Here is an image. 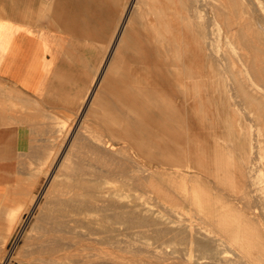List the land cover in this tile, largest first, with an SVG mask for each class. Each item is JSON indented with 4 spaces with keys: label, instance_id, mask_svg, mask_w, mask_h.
<instances>
[{
    "label": "bare ground",
    "instance_id": "6f19581e",
    "mask_svg": "<svg viewBox=\"0 0 264 264\" xmlns=\"http://www.w3.org/2000/svg\"><path fill=\"white\" fill-rule=\"evenodd\" d=\"M56 1L70 2L47 1L57 19ZM105 1L95 7L110 15L102 29L84 10L82 36L95 39L103 55L75 122L69 126L72 113L58 111L70 116L66 122L35 99L32 112L24 108L25 123L41 133L42 144L19 154L30 170L27 185L16 196L6 193L18 205L0 202L2 259L25 205L33 223L15 260L20 264H264L262 1ZM30 6L25 0L24 18L36 22ZM219 16L227 29L222 35L215 28ZM234 18L242 31L233 34ZM233 43L238 50L232 53ZM216 68L229 81L222 106L226 132L207 145L194 140L187 111L181 121L173 113L182 107L176 100L198 92L200 81L221 80ZM103 93L121 104L118 113ZM99 100L107 103L104 130L83 131L85 117L100 118Z\"/></svg>",
    "mask_w": 264,
    "mask_h": 264
},
{
    "label": "rangeland",
    "instance_id": "374dc122",
    "mask_svg": "<svg viewBox=\"0 0 264 264\" xmlns=\"http://www.w3.org/2000/svg\"><path fill=\"white\" fill-rule=\"evenodd\" d=\"M29 1H31V2H29ZM29 1L27 0V4L29 5V3H30V5H31L33 3V0H29ZM47 1H46V4H45V1L42 0V2H44L42 4H44L46 7L44 5H42V7H40L39 4H40L41 0H39V1L35 0V6H34L35 7V13H33V14H34V16L36 15L35 17H37L36 18L37 21L34 24L35 25L46 26V27H49V28H54V29L67 31V33L69 34L70 37L67 40L64 41V43H66L65 44V49H64V51L62 53V59H61V61L59 63L57 72H56L55 77L53 79L51 89L41 99L42 100L41 102H44L45 104L47 103L46 105H49V106H45V104L43 105L47 110H49V111H47L48 113L56 114L55 111L57 110L56 112H57V115H59L60 119L62 117H64L65 115H67L66 113L69 112L68 115H70V113H72L71 116H73V118L70 117V116H66V119H67V117H70V118H68V121L71 123V124L70 123H68V124L66 123V124H67V126L69 124H70L69 126H71L73 121L75 122L74 115H77L79 113L78 111L81 109V107H80L81 104L79 106H76V107H71V105H69L68 103H65V102L62 103V101H63L64 98H70L72 95L77 94L78 92H83V90L87 86V83H88V81L91 78L92 72L95 69L96 64L98 62L97 61L98 59H96L97 55L93 54L92 49H93V46L99 45V43L94 42L92 39H91L92 41L88 40V39L86 40L81 34L80 35H75V34L71 33V31L67 28V27H71V28L75 27L76 28V26H82L83 25V21L82 20L84 18L82 19V18H79V17H81V16L85 17L84 13H80L79 14L80 10L77 12L76 11V7H69V6L68 7H63L62 9L64 11L62 10L61 14H59L60 11L58 10V15L60 16V18L58 16V18L56 19V18H54L53 15H51V12L53 11V9L50 6L48 7V2ZM69 1H70V3L71 2H75L74 0H69ZM162 1H166V0H162ZM258 1H262V4L264 5V0H258ZM30 8H32V7L30 6ZM72 10H74V11H72ZM206 10H207V15H210L212 13V11L210 9H206ZM206 10H205L204 13H206ZM261 10L264 11L263 8H261ZM31 13H32V11H31ZM90 15L94 16L96 18L97 17H99V18H103L104 17V15L102 13H99V12L97 13V12L94 11L93 14H89L88 15L89 23H90V21L92 19V17ZM210 16L212 17L213 13ZM233 20H234L233 24L231 25V27H229L230 29L232 28L230 31L233 34L235 33L234 31H236V32L237 31H242V27H241L242 25L239 24L240 18H234ZM28 22H30V21H28ZM251 23H253V22H251ZM94 24H97L99 26L100 25L103 26L102 20L98 21L96 19L94 21ZM215 24H216V26H215L216 30L219 29L216 32L219 31V34L222 35L224 33V31L227 30L226 26L224 25L223 18H221L220 16L218 17V22H216ZM255 27L256 26L253 25L252 28L250 29L251 31L248 30L249 32L247 31V33L253 35V31H254L253 28H255ZM104 28H105V25H104ZM80 31H82V29ZM87 42H88V44H87ZM222 46L225 47L224 44H222ZM237 48H238V46L236 44L234 45V43H233L232 46H230L228 48V50L229 49H230L229 51L233 50V51H231L233 53V52L238 50ZM186 53L188 54L189 50H187ZM188 63L190 64L191 62H188ZM216 73L220 74V79L221 80L219 82H217L218 75L214 76L210 80L200 81L199 86H198V92L191 91L188 94L187 98L182 96L183 98L180 97V98H178L176 100L178 104L182 103V107L180 105L179 107H181L180 108L181 110L180 109L177 110V108H178L177 107L175 109L174 113H173V116H176V118H174V119L178 118L181 121V119H182L181 116H184L183 114H185V111H187L189 113V116H190V128H191V132L193 133L192 136L194 137V140L196 138L197 139L198 138H200V139L202 138V140L207 145H208L209 142H211L213 140L214 136H220L221 133L224 132V134H225V132H226L225 129H224V125L223 124L225 123L227 118L225 116V112L222 111V106L224 105V98H225L224 96L228 92L229 81L226 80L227 79L226 78L227 75L225 73V70L216 68ZM263 83L260 82L261 85L259 86V90L264 95V84ZM168 93H167V97L171 98L172 94L169 95L170 93L169 94ZM234 98H236V96ZM237 98H240V97L237 96ZM103 100L104 101L106 100L107 103L109 101L111 106L114 107L115 112L118 113L119 109L121 108V106H120L121 104L119 102L117 103L115 101V97L112 94L107 95V97L104 98ZM184 100H185V102H184ZM90 101L92 102V98H90ZM101 101L102 100H99L98 104H99L100 111L103 112V113H101L98 110V113L101 114V115H99L100 118H97L98 115H97V117L91 116L90 118L92 120L89 118V116H87V118L85 117L84 119H87V120L86 121L84 120L85 123H86V124H84V126L86 125V127H84L82 129L83 131H84V129L85 130L95 129V131H98V130L99 131H103L104 130V125H105L104 122L105 121L103 122L102 119L105 118L103 116L108 117V115H104V114H108V111L105 108L107 103L101 102ZM117 101H118V99H117ZM222 102H223V104H222ZM103 104H105V105L103 106ZM184 105H185V107H184ZM116 108H118V109H116ZM53 110H55V111L53 113H51V111H53ZM58 111H61L65 115L63 114L64 115L63 116V115H61V113L59 114ZM174 114H176V115H174ZM171 115H172V113H171ZM101 116H102V119H101ZM43 118H45V117H43ZM62 119H65V118H62ZM174 119H173V121H174ZM93 120H95V121H93ZM44 121H46V118H45ZM178 121L177 122H176V120L174 121V122H176L175 125L178 124ZM66 122H67V120H66ZM174 122H173V125H174ZM88 124H89V126H88ZM72 127H74V125ZM97 127L101 128V129H99ZM177 127H178V125L176 126V128ZM30 128H31L30 129L31 130V135H30L31 143L30 144L32 146L33 145L34 146L41 145L42 144V141H41L42 136L40 135L41 133H39V132L37 133V131H35L37 129L33 128V125H30ZM178 129H179V127L176 130H178ZM32 130H33V132H32ZM121 142H123V141L119 142L120 145L121 146H122V144L124 145V142L123 143H121ZM25 158H26L25 156H23V157L20 156L19 157V159L17 160V164H16V174H15V177H14L15 180H13V182H9L8 181L9 182L8 185L9 186L10 185L13 186V188L9 191V190H6V189H9L7 187L8 185L5 184V185L0 186V197H1L0 198V202H2L3 204L6 203V202L9 203V201H12V200L8 201V199H9L7 197L8 192H10V194H11L10 196H13V195L16 196V194L18 193L19 189L22 188V186H25V185H22V184H24L25 181L28 179V172L30 171V170H25V168L27 166V163H25L26 162ZM25 164H26V166H25ZM28 167L29 168L31 167L30 169H35V165L34 164H31ZM28 167H27V169H28ZM22 172H23V174H22ZM0 174H1V172H0ZM24 174H25V177L27 178L25 180L23 179L24 178ZM2 180L3 179H0V181H2ZM18 180L21 181V182H19ZM25 184L27 185V181H26ZM14 186H15V188H14ZM19 186H20V188H19ZM16 191H17V193H16ZM14 192H15V194H13ZM20 192H21V190L19 191V193ZM6 193H7V195H6ZM2 199H3V201H2ZM10 199H12V198H10ZM14 200H15V202H17L16 199H13V202H14ZM13 202H12V204L9 203L10 207H11V205H12V207H15L16 204L18 205V203L13 204ZM9 204H7V206H9ZM20 208L19 209H20V212H21L20 213V217L21 218H20L19 222H17L19 224L15 225L11 236H9V238L7 239L5 245L3 246L4 250H2V251H4L6 257L3 260L2 259V255L0 254L1 255L0 256V260L2 259V261H0V264H20V263H17L15 261V260H17L19 258L18 252L20 254H23L22 252L24 251V249H26L25 245L23 244L24 243L23 242L24 241V235H25L24 233H27L25 231H29L28 229L31 228L30 226L33 223L32 222L33 219H32V217L30 219L29 215H27V213L25 211V205H21ZM27 221H29V222H27ZM5 225H6V223H4V224L1 223L0 227L1 226L2 227L0 229L1 230L4 229ZM1 230H0V232H1ZM0 241H1V239H0ZM21 248H24V249H22L23 250L22 252H20ZM0 250H1V245H0ZM0 253H2V252H0ZM16 254H17V256H16Z\"/></svg>",
    "mask_w": 264,
    "mask_h": 264
},
{
    "label": "crops",
    "instance_id": "0c3cea01",
    "mask_svg": "<svg viewBox=\"0 0 264 264\" xmlns=\"http://www.w3.org/2000/svg\"><path fill=\"white\" fill-rule=\"evenodd\" d=\"M81 1L86 2V0ZM81 1H76L77 3H66V5L64 3L62 4V2L60 3L56 1V6L59 5V7L61 6L62 8L63 5L64 7H75L77 4L78 8L80 9L79 14L84 13L86 8H88L89 11L91 10L90 14H93L95 7L99 6L97 2H99L100 6H105V4H103L105 0H101V2L100 0H87V2L84 4H81L83 3ZM88 1L96 3L95 5L94 3H90L91 5L93 4L91 6ZM106 1L111 3L110 0ZM34 6L35 0H33V3L31 4L32 13H35ZM78 8L76 10H79ZM62 10L63 9H60V14L62 13ZM24 15L25 0H0V94L2 92L0 95V116L4 117V115H6V118L3 119L1 117L3 120H0V179H3L0 181V186L8 184V181L13 182V180H15L14 177L16 174L17 160L20 157L19 154L21 153L23 147H26L31 143V130H29L30 126L28 127V124L25 123L23 111L26 109L25 112H32V107L34 104L33 99L41 102V99L51 89L53 79L62 59V53L65 49L66 43H64V41L70 37L67 31L35 25V21L28 22L24 18ZM108 16L110 17L109 14L105 15V19L104 17L96 18L91 16L92 19L90 24L97 25L94 24L96 19L98 21L102 20V22L105 24L104 21L106 18H108ZM79 18L83 19L84 17L81 16ZM82 21V26H76V28H67L75 35H82V31L80 30L83 29L84 20ZM99 28L102 29L101 26H99ZM84 36L86 40L92 39L90 36ZM92 40L97 42L95 39ZM99 45L93 46L92 49L93 54L97 55V63H100V59H102L101 56L103 55V49H101L102 47L100 46V48ZM98 65L99 64H96L95 69ZM95 69L92 72L91 78L93 77ZM90 82L91 80L88 81L83 92H78L77 94L72 95L70 98H64L62 103H68L71 105V107L79 106ZM14 88L18 92H22L21 95H24L23 98L21 95L19 97L17 96L18 92H16ZM12 90L15 91L16 94L13 93ZM98 91L99 90H97V92ZM5 93H7V95ZM8 94H11V96ZM103 97L106 98L107 94L105 95V93H103ZM17 100H20L21 102H14ZM41 103L45 104L44 102ZM46 104L45 106H49ZM22 105H24V107ZM19 112H22V116ZM20 117H22L23 120L20 119ZM5 119H7V122H5ZM3 123L7 126H4Z\"/></svg>",
    "mask_w": 264,
    "mask_h": 264
}]
</instances>
